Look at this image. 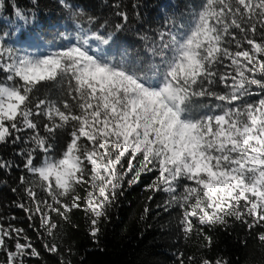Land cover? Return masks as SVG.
I'll return each instance as SVG.
<instances>
[{
    "label": "snow or ice",
    "instance_id": "1",
    "mask_svg": "<svg viewBox=\"0 0 264 264\" xmlns=\"http://www.w3.org/2000/svg\"><path fill=\"white\" fill-rule=\"evenodd\" d=\"M60 3L75 23L72 38L55 37L66 43L33 30L16 46L0 33V145L20 146L32 177L19 181L33 206L19 207L49 233L51 213L83 209L95 236L125 183L151 175L146 188L167 194L157 207L181 209L186 235L228 219L264 230V0L189 3L156 29L148 57L117 38L130 19L120 3L111 25ZM13 7L25 24L35 19ZM22 232L0 225V264L40 255Z\"/></svg>",
    "mask_w": 264,
    "mask_h": 264
},
{
    "label": "trees",
    "instance_id": "2",
    "mask_svg": "<svg viewBox=\"0 0 264 264\" xmlns=\"http://www.w3.org/2000/svg\"><path fill=\"white\" fill-rule=\"evenodd\" d=\"M74 6L97 17V24L104 20L109 25L119 22L113 15L116 3L128 12L130 19L126 29L116 34L129 50H139L148 57L147 46L158 39L156 29H164L169 17L179 18L186 12V5L195 7L199 0H69ZM136 5L133 8V5ZM18 6L25 14L35 12V19L25 24L16 15ZM139 13V18H137ZM95 27V25L93 26ZM41 29L43 31H41ZM33 30L40 31L45 41L59 45L66 41L55 39L60 32L75 34V23L65 11L60 0H5L0 11V33L9 32L11 41L23 40ZM141 36L149 37L142 40ZM20 146L0 145V159L11 167L0 169V225L23 229L17 239L31 243L39 256L23 257V264H264V242L257 236L261 228L248 227L235 219L227 225L211 228L197 226L193 233L185 234L181 226L182 210L178 207L164 211L167 194L153 193L146 188L152 176H142L141 182L132 186L125 183L123 193L108 208L106 218L96 227L99 231L91 235L88 214L83 209H74L68 220L51 213L57 227L51 232L42 228L39 218L19 205L32 207V201L19 181L22 175L32 178L24 169V157L18 155ZM37 161L40 157L36 158ZM15 188L16 191H12ZM152 197V199H149ZM31 217V219L29 218ZM202 231L204 235H197ZM27 237V241L24 239ZM55 245L57 253L45 246ZM11 250V246H10ZM193 259H189V258ZM5 259L0 251V262Z\"/></svg>",
    "mask_w": 264,
    "mask_h": 264
}]
</instances>
